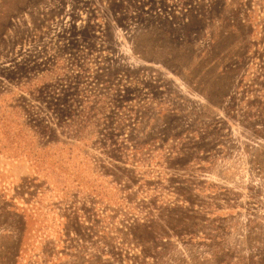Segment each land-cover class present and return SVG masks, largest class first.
<instances>
[{
  "label": "rangeland",
  "instance_id": "obj_1",
  "mask_svg": "<svg viewBox=\"0 0 264 264\" xmlns=\"http://www.w3.org/2000/svg\"><path fill=\"white\" fill-rule=\"evenodd\" d=\"M0 264H264V0H0Z\"/></svg>",
  "mask_w": 264,
  "mask_h": 264
}]
</instances>
